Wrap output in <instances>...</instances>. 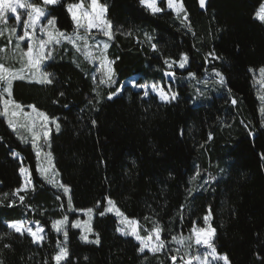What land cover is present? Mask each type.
Here are the masks:
<instances>
[{"label": "trees", "instance_id": "1", "mask_svg": "<svg viewBox=\"0 0 264 264\" xmlns=\"http://www.w3.org/2000/svg\"><path fill=\"white\" fill-rule=\"evenodd\" d=\"M78 1L62 0L49 6L59 30L73 32L65 5ZM100 2L107 5V18L113 24L114 38L107 42L116 81L111 87L99 88L100 103H95L98 97L89 67L74 63L60 48L46 61L55 77L52 85L28 80L13 83L16 102L35 106L60 124L59 131L51 135L49 151L59 184L70 188L73 207L95 208L98 201L102 203L90 234V239L99 234V245L84 243L79 230L67 228L71 264H171L162 253L138 254V242L116 231L117 218L98 214L106 197L142 228L152 227L151 220L144 217L158 219L164 227L162 239L167 241L174 235H189L194 222L202 227L203 217L211 209L218 253L227 255L230 264H264V128L251 75L264 67V24L255 19L264 0H206L203 9L199 0H182L192 32L167 8L165 0L160 3L162 12L156 15L139 0ZM145 33L158 52L151 50ZM213 51L222 59L206 64ZM182 52L188 54L189 63L186 69L175 71L178 76L191 71L201 78L215 68L225 78V93L195 103L189 85L177 81L174 88L179 99L170 104L160 102L154 94L141 99L142 92L129 86L112 100L106 99L131 78L138 83H165L167 66L161 54L179 60ZM233 99L235 105H231ZM225 117L231 119V126L224 125ZM22 164L31 173L34 186L25 195L28 205L12 195L22 185ZM197 169L201 174L197 179L202 181L209 173L217 179L199 189V181L191 179ZM55 190L39 179L32 145L19 140L0 116L3 264H44L45 260L54 264L51 258L57 240L63 242L64 237L54 232L51 223L67 213L58 208ZM13 200L15 205L8 207ZM75 217V213L70 215L72 220ZM18 220L39 221L47 240L35 245L27 234L12 233L6 222ZM5 244L11 247L5 248Z\"/></svg>", "mask_w": 264, "mask_h": 264}, {"label": "snow or ice", "instance_id": "2", "mask_svg": "<svg viewBox=\"0 0 264 264\" xmlns=\"http://www.w3.org/2000/svg\"><path fill=\"white\" fill-rule=\"evenodd\" d=\"M162 0H139L140 5L148 10L152 15H156L162 12L160 3ZM62 3V0H0V37L8 34L7 44L0 46V116H4L7 119L8 127L18 134V137L24 139L19 135V129H26L31 134V145L37 157V172H39L48 183H54L48 179L46 173L49 169L42 167L40 158L42 154L47 159L49 165L52 161L51 152L43 153L44 144H48L50 147L49 132L50 124H54L57 131L60 129V124L56 119L50 118L43 111H39L35 106H28L31 108V113H25L23 106L16 102L13 98V83L17 80L28 79L29 83L35 82L40 85H52L55 82L54 74L49 72L46 61L52 59L53 52L56 47H62L64 43H68L76 50L81 53L85 60L90 64H97L95 68V74L92 75L93 81V92L98 97L95 103H100V93L98 92L99 86L111 87L115 77V70L113 68L114 60H110L107 55L109 43L114 38L113 24L107 18V5L101 3L100 0H89L88 7L84 6V0H80V3H68L65 5L72 21H73V33L69 34L59 30L56 27V17L51 15L49 6H57ZM167 8L171 10L176 17L179 19L181 16L182 24H187V30L192 32V27L189 22L188 13L184 8L182 0H166ZM200 7L203 9L206 6V0H199ZM23 10V11H21ZM26 14V19L23 18ZM11 16L15 17L16 26H8V21ZM255 19L264 23V4L260 5V8L255 13ZM46 20V23L42 21ZM23 25V34H19V26ZM95 30V32H93ZM97 35H102L107 38L105 41L96 39ZM127 35H132L131 32ZM193 35L195 33L193 32ZM145 38L150 44L153 52H158V46L152 43V37L145 33ZM14 39V42H13ZM26 42V48L23 46ZM137 42L140 43L139 39ZM164 64L169 69L164 72L165 77H170L172 80L176 79V72L173 70L175 67L185 69L189 63V56L187 53H181L179 60H174L170 57H164L162 54ZM19 58L21 67L19 69L6 65L5 62L9 58ZM210 58V59H209ZM222 59L218 57L216 53L209 52L206 57L205 63L209 64L211 61ZM74 63L76 61H73ZM260 72V83L264 84V67L259 69ZM99 76V78H98ZM189 80H197V83L208 86L210 83L217 84L220 86L225 85V78L221 71L213 68L211 74H205L204 78H199L196 73L191 71L188 72ZM214 78V79H213ZM130 86L133 89H142L141 99L148 98L150 92L154 93L156 97L164 104H170L178 101L179 95L176 91L171 88V82H169L168 90L159 82L154 83H138L135 79L130 81ZM126 85H121L116 92L109 93L106 97L107 100H112L114 96L119 95L124 91ZM64 95L63 92L60 93ZM204 96V92L197 89V95L193 97L194 100ZM261 101L264 102V96L260 97ZM57 101H54L56 103ZM91 102V101H90ZM232 104L235 105L237 101L233 99ZM262 114H264V107L261 108ZM35 114V116L32 115ZM23 121V122H21ZM95 125V120L92 121ZM250 134H252L250 132ZM209 140L212 139L211 134ZM41 141L44 143L42 144ZM14 156H18V153H14ZM264 159V156H262ZM223 171V170H222ZM21 177L24 178V183L17 189L14 190L13 196H18L21 204L25 201L24 195H19L21 192H26L28 188H33L31 173L23 164L19 168ZM58 175V173H56ZM200 171L197 172L191 179L200 177ZM217 178L215 176H209L208 179H203L202 185H207ZM59 187L63 190V193L68 196L66 212H80L84 216H87V220L76 219L69 221L67 214L63 215L61 219H55L51 223V228L57 233L62 234L64 237L63 242L57 240V251L52 256L54 264H71L69 259L70 252L68 248L69 233L67 225L71 223V227L80 228V240L88 244H100V237L98 233H95V238L90 239L89 234L93 233L91 226V220L96 212V209L102 207V203L98 201L95 208L89 207L87 209H76L73 207V201L70 193V188L62 183ZM191 195L192 190L189 189ZM7 196V194H5ZM57 199H60L57 196ZM107 201V207L103 208V211H99L100 216H104L106 213H113L119 218V223L124 225L123 227H117L116 231L122 236H131L139 244L137 249L138 254L147 253L157 256L158 254L168 252L167 245L169 243L178 245V248H174L171 251L177 253L183 251V256L180 257L181 264H212V262L222 261L223 264H230L229 257L227 255H220L214 243L216 237V228L212 226V212L208 210L207 214L204 215V227H197L195 222L191 229V233L188 236L179 235L172 236L171 241L162 239V232L164 231L163 225L158 219L153 220L151 217L146 216V221L151 220L152 227L150 229L143 228V231L147 235L141 234V225L136 219H130L124 212H122L117 206L116 202L110 197L105 198ZM15 201L9 202L8 207H13ZM184 205L181 206V211L184 209ZM29 211H35L28 206ZM61 210L65 211L64 206L61 205ZM43 214V213H42ZM7 228L19 236L23 237L25 234L31 237V242L35 245H42L47 240V233L44 227L41 226L40 222H35V226H30L31 222L28 220H18L6 222ZM3 237H0L2 239ZM195 245V249L193 248ZM5 248L11 247L9 244L4 245ZM204 249L201 254L200 249ZM193 251L196 252L193 255ZM172 261V264H177L178 256L169 255L167 257ZM145 259L147 257L145 256ZM3 264V261H0ZM44 264H48L45 260Z\"/></svg>", "mask_w": 264, "mask_h": 264}, {"label": "rangeland", "instance_id": "3", "mask_svg": "<svg viewBox=\"0 0 264 264\" xmlns=\"http://www.w3.org/2000/svg\"><path fill=\"white\" fill-rule=\"evenodd\" d=\"M165 2H166V0H165ZM77 3H80V0H79ZM88 4H89V0H84V6H85L86 8L88 7ZM263 4H264V3H263ZM166 5H167V4H166ZM21 11H23V10H21ZM23 18L26 19V14L24 15ZM42 22H43V23H46V20H44V21H42ZM263 24H264V23H263ZM2 26H3V25H0V27H2ZM8 26H16V20H15V17H14V16H11V18L9 19V21H8ZM18 31H19V34H23V25H22V23H21V25L19 26ZM93 32H95V30H93ZM72 33H73V32H72ZM69 34H71V33H69ZM96 39H97V40H100V41H105V40H107V38L104 37V36H102V35H97V36H96ZM7 41H8V34L5 33L4 36L0 37V46H4V45H6V44H7ZM13 42H14V39H13ZM23 46L26 48V42L24 43ZM59 48L62 50V55H63V53H65V54L68 53V54L70 55V57H72V58L74 59V61H77V62H78V64H79V63H82V65H83V63H84V65L88 66V67H89L88 70L90 71V77L92 78V75L95 74V68L98 67V63H97V64H90V63H88V62L85 60L84 56H83L81 53L76 52V50H75L74 48H72V46H71L70 44H68V43H64L62 47H56L55 51L53 52V56H54L55 53H57V51H58ZM0 55H3V54H0ZM107 55H108V50H107ZM108 58L110 59L109 56H108ZM110 60H111V59H110ZM3 62H5L6 65H8V66H12V67H15V68H17V69H19V68L21 67V63L19 62V58H18V57H16V58H9V59H7L6 61H3ZM187 67H188V64L186 65V68H187ZM186 68H185V69H186ZM168 70H169V69L167 68V71H168ZM173 70H174V71H176V70H178V71H182V70H184V69H180L179 67H175ZM206 72L209 73V74H211V70H207ZM205 74H206V73H205ZM205 74L201 77V79L205 77ZM251 75H252V79H253L254 90H255V92H256V95H257V98H258V101H259V118H260V122H261V127L264 128V114H262V112H261V108L264 107V102H262L261 99H260L261 96H264V84H261V83L259 82L260 79H261L259 70H254V71H252V72H251ZM187 77H188V74H187V75H182V76H178V75L176 74V79H175V80H172V78H170V77H165V79H166L165 83H161V82H159V83H161V85L165 88L166 91L168 90L169 82H171V88H172L173 91H175V88H174V84H175V82H177V81H181L182 83H187V84L189 85L191 91H192V96H193V97L197 95V89L203 91V92H204V96L199 97V98L196 99V100L193 99L195 103H200V102L204 101V99H205L206 97H208L209 95H211V94H214V95H216V96H219V95H222V94L225 93V91H224V86H220V85H217V84H212V83H210V84L206 87V86H204L203 84H199V83H197V80H189ZM98 78H99V76H98ZM133 79H135V78H131V79L127 80V81L124 83V85L129 86L130 88H132V87L130 86V81L133 80ZM213 79H214V78H213ZM25 80H28V79H25ZM151 83H154V82H149V84H151ZM100 87H101V86H99L97 90H99ZM132 89H133V88H132ZM133 90L143 92L142 89H140V90L133 89ZM150 94H154V93H151V92H150ZM154 95H155V94H154ZM117 96H118V95H117ZM114 97H115V96H114ZM158 99H159V98H158ZM231 101H232V100H231ZM160 102H161V101H160ZM231 105H233L232 102H231ZM23 109H24V112H25V113H31V108H30V107H28V106H23ZM32 115L35 116L34 113H32ZM2 117H3V119L5 120L6 124L8 125V123H7V119H6L4 116H2ZM21 122H23V121H21ZM223 123H224V125H228V126H229V125H230V126L232 125V123H231V119H230V118H227V117H225V118L223 119ZM49 128H50L49 137L51 138L52 133H53V132H58V131H57V129H56V127H55L54 124H50V125H49ZM11 131H12V130H11ZM18 131H19V135L22 136V137L24 138L23 140L31 144V134H30L29 132H27L26 129H23V128L19 129ZM12 132H13V131H12ZM13 133L16 135V137H17L19 140H22L21 138L18 137V134H17L16 132H13ZM41 143L43 144L44 142L41 141ZM47 152H49V145H48V144H44V147H43V153H47ZM14 157L19 158V156H14ZM40 163H41L42 167H47V168L49 169V171H48V173H46V175H47L48 179L52 180L54 183H48V182H46V180H45L44 178H42L41 174L38 172L39 179L43 180V181H44L46 184H48L51 188H53L54 190L56 189V190L58 191V192H57V191L55 190V191H56V194L60 197V199H59V201H58V208H61V205H63V206H64V209H65V212H66L68 196H66V195L63 193V190L59 187L58 176H57V174H56V171H55V169H54V165H53V157H52L51 164L49 165L47 159H46L45 156L42 154V156H41V158H40ZM263 163H264V159H263ZM209 176H211L210 173L207 174V175L205 176L204 179H208ZM21 178H22V184H23V183H24V178H23V177H21ZM198 181H199V182H198ZM194 182H195V183L198 182V184H197V188L200 189V188L203 187V186L201 187L203 180L201 181V179L199 180V179L196 178V179L194 180ZM204 186H205V185H204ZM32 190H33V188H28L26 192H21V193H19V195H24V196H25L26 193H28L29 191H32ZM0 202H1V200H0ZM24 203L27 204V205H28V203H29V202L27 201L26 196H25V201H24ZM105 207H107V201H106V200H105ZM74 213L76 214V217H75V219L72 220V219L70 218V215H71V214H74ZM66 214L68 215V217H69V221H70V222H71V221H74V220H76V219H80V220H87V219H88L87 216H84V215H83L82 213H80V212H67ZM106 214H109V215H113V216H115L113 213H106ZM62 217H63V215H62L61 217H59V218H56V219H61ZM115 217L117 218V221H118V227H123L124 225H122V224L119 223V218H118L117 216H115ZM93 218H94V215H93ZM93 218H92V220H91V225H92ZM53 220H55V219H53ZM28 221H30V220H28ZM30 222H31V225H30V226H35V222H37V221L34 220V221H30ZM41 226H42V225H41ZM69 226H71V223H69V224L67 225V228H68ZM204 226H205V224H204L202 227H204ZM72 228H73V227H72ZM73 229L79 230L80 233H81V229H80V228H73ZM54 232H55V231H54ZM55 233H56V232H55ZM56 234H57V233H56ZM141 234H142V235H147V233L143 231V228H142V227H141ZM189 235H190V234H189ZM184 236H188V235H184ZM129 237H131V236H129ZM89 238H91V237H90V234H89ZM132 238H133V237H132ZM133 239H134V238H133ZM134 240H135V239H134ZM135 241H136V240H135ZM170 241H171V240H170ZM167 247H168L169 251H168V252H165V253H162L163 255H165L166 259L172 264V261H171L170 259H168L167 257H168L169 255H177V256H178L177 264H181L180 257L183 256V251L181 250V252H179V253H177V252H175V251H171L172 249H174V248H178L179 246H178V245H175V244H171V243H169V244L167 245ZM195 247H196V246L193 245V248H194V249H195ZM199 251H200V253L202 254V253L204 252V249L201 248ZM146 252H147V251H146ZM192 254L195 255L196 252L193 251ZM216 263H221V264H223L222 261L212 262V264H216Z\"/></svg>", "mask_w": 264, "mask_h": 264}, {"label": "crops", "instance_id": "4", "mask_svg": "<svg viewBox=\"0 0 264 264\" xmlns=\"http://www.w3.org/2000/svg\"><path fill=\"white\" fill-rule=\"evenodd\" d=\"M181 18L183 19V17L181 16Z\"/></svg>", "mask_w": 264, "mask_h": 264}]
</instances>
